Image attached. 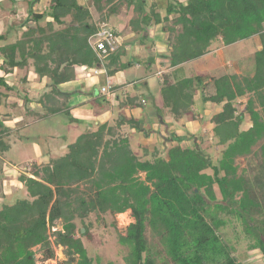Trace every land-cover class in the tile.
I'll return each instance as SVG.
<instances>
[{"label": "trees", "instance_id": "1", "mask_svg": "<svg viewBox=\"0 0 264 264\" xmlns=\"http://www.w3.org/2000/svg\"><path fill=\"white\" fill-rule=\"evenodd\" d=\"M33 1L28 2V14L35 28L23 27L13 42L0 34V42L6 41L0 45V100L5 96L2 89L11 90L6 75L23 72L24 82L32 69L40 80L47 79V92L37 103L49 113L67 114L68 94L57 87L76 80L82 68L100 64L88 39L102 24L78 0H49L47 8L37 12ZM120 1L138 12V19L130 24L141 41L152 24L163 23L164 28L166 22L173 23L165 26L173 70L160 86L162 107L153 106V111L159 118L171 119L173 127L164 123L165 133L175 145L166 157L156 148L137 154L120 127L130 122L138 129L140 123L121 115L111 125L82 133L66 154L48 164H27L24 171L32 177H18L27 197L0 204V264H36V247L44 260L53 259L51 234L55 245L63 248L65 264H94L75 237L76 221L91 239L93 224L86 219L93 212L128 210L134 222L119 237L129 248L125 264H240L218 233L233 221L242 227L249 251H260L264 257V223L259 227L254 216L264 215V0H168L163 19L156 0L148 13L147 0H92L98 22L116 14ZM41 21L46 25L40 26ZM53 24L63 27L55 29ZM175 26L181 27L180 32L175 33ZM252 37H257L260 47L254 53L252 76L227 70L213 75L191 67L210 54L215 43L230 46ZM119 51L118 47L102 60L112 66ZM107 69L110 72L109 65ZM245 98L240 111V100ZM210 103L217 109L202 120L201 127L212 135L204 146L207 133L186 132V119L188 115L201 119ZM130 106L144 107L134 99ZM245 115L249 127L243 130ZM186 142L190 145H180ZM240 159L247 160L246 168H240ZM82 184L85 191L80 190ZM59 221L61 230L50 233ZM96 222L100 224L98 217ZM148 228L162 250L147 239ZM78 232L82 234L81 228Z\"/></svg>", "mask_w": 264, "mask_h": 264}, {"label": "crops", "instance_id": "2", "mask_svg": "<svg viewBox=\"0 0 264 264\" xmlns=\"http://www.w3.org/2000/svg\"><path fill=\"white\" fill-rule=\"evenodd\" d=\"M19 1L20 0H12L13 7L10 11V15H8V11H5L4 9L1 10L0 8V34L7 36V42H13L21 29L27 26L25 21L20 24V26H18L19 24L14 23V21L18 22L20 19L16 15L17 10L19 11L20 8L17 6ZM84 1L86 0H80L78 2L79 4H83ZM40 3L41 0L33 1L32 6ZM159 4H162L161 1ZM164 6L165 4L159 6V15L161 19L166 15ZM7 15L9 18H7ZM113 16H115V19L118 17L117 13L109 15L107 20L110 26L111 17ZM7 20L8 27L5 25V21ZM116 21H119V17ZM119 22L121 23V21ZM12 24H14L13 27ZM114 24L115 22L113 25ZM115 27H117V25H115ZM115 27L114 31L118 37L119 43L120 41L122 42L119 44L120 56L123 55L122 57L126 59L120 61L119 56L117 61L112 63V66L111 61L106 59L101 60L100 64L94 68H84V71L77 76L76 80L60 84L57 87L58 90L63 94H68V100L65 102V109H67L65 113L67 114L61 112L49 113L41 104L37 103V99H39L43 93L47 92V79L44 78L40 80L32 69H29L24 82L20 80V77L23 76V72L15 71L14 73L5 76L7 84L10 86L11 90L6 91L2 89L1 91L5 96L0 100V191H4L3 194L0 192V204L5 202L11 203L8 200L10 199L9 196H12V191L7 193L5 190H11L13 188L19 190L20 184L18 177L21 174L32 177L29 171L25 172L24 170H17L16 163L7 160V158H17V155H21L20 153L17 154L15 150L13 151L9 145L5 144V142L11 144L14 149H20L22 147L21 138L28 137L26 134L32 132L34 134L30 137L36 138L35 134L36 132L39 133V131L35 129V126L42 128V136L44 139H47V146L46 150L42 152L39 150V144L37 142L30 145L27 144L32 151V157L28 155L30 151L27 150L22 157L27 158L29 162L31 161L30 163L34 162L40 165L48 164L52 159L61 157L67 153L68 138L69 141H72L73 136L76 137L87 131H95L98 126L103 124L111 125L118 117L121 118V115L126 119H133L140 123L138 129L130 122H128L129 124L127 123L125 126H123V124L120 127L121 131L125 130L128 132V137L139 141V145H141L140 147L138 146L141 151L139 154H142V151L144 150H148L149 152L153 151L147 147V144L149 139L156 136L154 133L156 130L154 126L171 123L169 118V121H167L168 119L164 120V118H167L165 116L159 118L158 115H154L153 106L158 108L162 107L160 86L163 82L164 76L169 74L173 69L169 68L168 55H162L159 50L156 51L158 53H152L149 48H154L156 46L159 49L167 44L165 42L168 37H165L164 39V36H166V30L163 28V23L157 25L152 24V27L147 30L148 33L146 39L141 41L140 35L134 33L132 29L130 33L128 32L127 34H124L125 37H123L120 36L119 30ZM6 41H1L0 45H4ZM145 48L147 50L145 53H148V57L145 56L144 51H142ZM168 48L170 50V47ZM124 49L129 52L128 57L125 55ZM214 50L216 52L219 48H215ZM211 56L213 59L217 57L214 52H211ZM135 57L143 59L144 68L139 64L140 59L138 62H133ZM204 60H208V56L193 62L191 64L193 70L201 71L200 69H195V65H200V62ZM212 62L214 63L215 61ZM108 65L110 72H108L109 69H107ZM131 65H135L137 68H142L146 71L155 68L157 72L155 76L152 75V77L145 75L132 79L131 77L133 75L123 70L126 66ZM149 79L151 82H148ZM139 84L140 87L138 88ZM103 88H106L107 91L102 92ZM141 89H143L144 92L141 91ZM147 97H149V100L151 99L150 105H147ZM131 98H136V100L134 99L135 102H141L144 107L131 108ZM208 105V108H212L211 105L215 106V104L212 103ZM208 110L213 112V110ZM57 121L62 123L66 130V134L61 135L58 130L48 133V131L44 129L46 122L56 123ZM186 122L188 125L190 122H194V120L188 115ZM195 123L198 124V122H194L193 124ZM76 127H78L79 130L78 134H74L77 132L72 131L77 130ZM200 129L201 127L196 128L198 133L201 132ZM64 139H66V142H63ZM2 145L4 146L3 148ZM30 163L27 162V164ZM20 166L23 165L20 163Z\"/></svg>", "mask_w": 264, "mask_h": 264}, {"label": "rangeland", "instance_id": "3", "mask_svg": "<svg viewBox=\"0 0 264 264\" xmlns=\"http://www.w3.org/2000/svg\"><path fill=\"white\" fill-rule=\"evenodd\" d=\"M30 0H23V1H19L17 3V6L20 7L19 11L17 10V16L18 18H20L18 20L17 23L19 24L18 26H20V24L24 23L27 24L28 27L30 28H35V23L30 21V16L28 14V9L30 7V5L28 4ZM49 0H41L40 4H34V11H42L44 10V8H47L48 2ZM80 1V0H78ZM148 1V5L145 7V12H149L150 11V4L155 3V0H147ZM161 1L162 4H159V2ZM168 0H156L157 5H163L166 4ZM86 5V7H88V9L90 10V12L93 14L94 20L101 26H103V24L108 23V20H106L105 22H98L99 21V14L95 11L94 6L92 4V0H86L84 1V3ZM29 6V7H28ZM13 7V2L12 0H1L0 1V8L1 10L4 9L5 11H8L10 15V11ZM118 11H117V16L119 17V21H121V23L119 21H116L118 19V17L115 19L113 17H111V26L108 24H106L109 28L114 30L115 25H117V28L120 32V36H124V34H127L128 32L130 33L132 26L130 24V22L132 20H136L138 19L139 15L138 12H134L127 4L126 1H120L118 3ZM6 13V12H5ZM7 14V13H6ZM7 15V18H9ZM174 17V16H172ZM1 18V17H0ZM3 18V17H2ZM3 20V19H2ZM68 21V19L66 20ZM115 22V24L113 25V23ZM5 25L8 27V20L5 21ZM14 24H12L13 27ZM40 26H45V21H41L39 23ZM55 29H60L63 26H58V25H54ZM165 26L167 28H170L173 26L172 21H168L165 23ZM164 26V28H165ZM152 25L149 27L151 28ZM181 27L180 26H175V33L176 32H180ZM14 30V29H12ZM22 30V29H21ZM165 33L166 36L168 37L169 33L167 32V29L165 28ZM14 32V31H13ZM11 33V32H10ZM174 33V34H175ZM20 34V33H19ZM11 42V41H10ZM122 42L118 40L117 37V44L119 47V44H121ZM167 44L164 45V47H160L159 49L155 46L150 47L149 50L152 53H158L156 51H161L160 53H162V55H168L167 57H169V46H168V39H166ZM259 42L257 37H252L248 40H243L240 42H237L235 44H232L230 46H223L221 44H216L214 45V47L212 48L211 52L216 53L217 57H215L213 59V57L211 56V53L208 54V60H204L202 62H200V65L196 64L195 65V69H200L201 71H205V72H209L213 75H217L218 72H220L221 70L228 72H233L239 76L248 74L249 76H252L254 73V68H255V62H254V53L256 51V49L259 50ZM218 49L216 52L214 49ZM142 50V49H140ZM125 51V55H127L129 52ZM144 53L147 51L146 48L144 50ZM143 53V54H144ZM123 56V55H122ZM120 56V61H123L124 57ZM145 56L148 57V53H145ZM123 59V60H122ZM140 59V60H139ZM139 60V64H141V66H144V62L143 59L140 57H135V60L133 62H138ZM212 61H215L214 63ZM138 64V63H137ZM144 68V67H143ZM164 68V67H163ZM84 69V68H82ZM124 71L129 72L130 74H132L133 76L131 77L132 79H136L137 77H142L145 75L151 76L156 74V69L155 68H151L150 70L146 71L145 69H139L137 68L135 65H131V66H126L124 69ZM222 72V71H221ZM148 82H151V80L149 79ZM140 87V84L138 86V88ZM212 88V87H210ZM134 91V90H133ZM141 91L144 92L143 89H141ZM135 94V92H134ZM131 99H135L136 98H131ZM148 100V104L150 105V100L149 97H147ZM241 105L239 106V110L243 111L244 107H243V103H245L246 98L244 100H240ZM212 108H208L211 111L213 110L216 111L217 108H215V106H212ZM210 116V111H206L205 114L202 116V118L200 119L198 116H196L194 122H198L193 124L194 122H190L187 127H186V132L190 133V134H198V135H204V133H207L208 135V141L205 142L204 146L209 145L211 139H212V135L211 133H209L208 131H206L203 127H201V123L202 120L207 121L208 118ZM167 118H164V120L168 119V116H165ZM248 115H245L244 118V123L242 124V129L246 130L249 127V119H248ZM170 119V118H169ZM169 119L167 121H169ZM171 121V119H170ZM128 123V122H127ZM124 124L123 126L127 125ZM129 124V123H128ZM176 126V125H175ZM39 126H35V129L38 132H36L35 137L36 138H32L30 137L32 134V132H30L29 134H26V136L28 135V137H22V143H21V147L19 148H13V146L7 142H5L6 145H9L12 150L15 152H17V154L20 153L21 156L17 155V158L11 157V158H7V160H10L14 163H16V168H18L17 170H24L25 166L27 165V162H29V160L27 158L22 157V155L24 154V152L30 151L28 153V155L30 157H32V151L29 148L30 146H27L37 142L39 144V150L44 152V150H46V146H47V139H44V137L42 136V128H38ZM169 127H173V123L171 121V123L169 124ZM201 127L200 129V133L197 132L196 128ZM154 128L156 129L154 131V133L156 134V136L152 137L151 139L148 140V144L147 147H149L151 150H153V148H156L159 150V152L166 157V152L168 151V149L175 145V143L173 142H169L167 141L168 139V135L165 133L166 132V127L165 125H157L154 126ZM181 128V127H179ZM44 129H46L48 131V133H50L51 131L54 130H58V132L61 135L66 134V130L64 129V126L62 125V123L59 121H57L56 123H51V122H46V126L44 127ZM77 130H72L73 132H77L74 134H78L79 130L78 127H76ZM126 129V128H124ZM177 129V126H176ZM179 130V129H178ZM158 131V132H156ZM182 130H180L178 132L179 135L183 134L181 132ZM122 132L125 134V136H128V132H126L125 130H122ZM159 133V134H158ZM78 136H73L72 141H69L68 138V146L75 143V141L77 140ZM28 138V139H27ZM63 138V137H62ZM130 138V143L131 146L133 148V150L139 154L141 153V151L139 150V147L141 145H139V141L134 140L133 138ZM29 140V142H28ZM63 142H66V139L63 140ZM3 144V143H2ZM146 145V144H145ZM180 145H190L187 142L186 143H181ZM139 146V147H138ZM4 146L2 145V148ZM21 165L23 166H20ZM237 163H239L240 168H246L247 167V160L244 159H240L237 161ZM1 165V164H0ZM14 170V169H11ZM140 177L143 179L144 178V174L140 173ZM253 184V183H252ZM18 185V184H17ZM20 189L17 190L15 188L11 189V190H5V192H9L12 191V196H9L10 199L8 200L9 202L13 203L15 202V200L17 199H21V198H26L27 194H26V189L24 188L23 184H20ZM253 186V185H251ZM85 186L82 184L80 186V190L85 191ZM10 189V188H9ZM254 188L251 189L252 193V197L254 199V201L256 203L257 200L255 199V195H254ZM1 194H3V190L0 191ZM10 195V194H9ZM94 195V193L92 194ZM1 203V202H0ZM260 207L258 206L257 210H259ZM127 215L126 218H124L123 220L118 218V214H114L111 212H106L105 214H101V213H94L91 214L88 219H86L88 222H91L93 224V229L91 231V239H88L84 233L85 231L82 233V225L81 223H79V220L76 221V225L77 228L80 229L81 228V233L79 234L78 229L75 232V237L79 238L83 244V246L85 247V249L88 252L89 257L94 261V264H107V263H113V264H125L124 258L127 257L128 253H129V248L127 246H124L120 243L119 241V237H123L126 234V229L127 227L134 222V218L133 215L131 213L130 210L126 211ZM256 222L258 224L259 227H261L262 223H264V215L260 214V213H255L254 214ZM100 219V224H98L96 222V218ZM233 218H230V220H232ZM233 224H228L227 226H225L224 228H222L218 233L221 236L222 240L225 242V244H227L229 247L233 248V252H232V256L235 257V259L240 263V264H264V257L261 254L260 251H249L248 248V243L246 242V240L243 238V234H242V227L240 225H238V223H236L235 221H233ZM62 227V223L59 221L57 224V228H52L51 232H54L55 230H61ZM147 239L152 242H155L156 244V248L158 250H162V247L158 244L157 239L156 238H152L151 234H150V230L149 228L147 229V233H146ZM50 241H51V245L52 248L54 249V258L50 259V260H44V255H43V251H41V249L39 247H36L33 249V251L35 252V258H36V264H65V262L67 261V257L64 254L63 248L62 247H58L55 245L54 242V236L51 234L50 235ZM161 257H165L164 254L161 255ZM158 264H163L160 261H157Z\"/></svg>", "mask_w": 264, "mask_h": 264}, {"label": "built area", "instance_id": "4", "mask_svg": "<svg viewBox=\"0 0 264 264\" xmlns=\"http://www.w3.org/2000/svg\"><path fill=\"white\" fill-rule=\"evenodd\" d=\"M88 44L97 58L101 61L108 53L114 52L118 48L117 36L113 29L103 24L100 30L88 39ZM107 89L103 88L102 92Z\"/></svg>", "mask_w": 264, "mask_h": 264}, {"label": "bare ground", "instance_id": "5", "mask_svg": "<svg viewBox=\"0 0 264 264\" xmlns=\"http://www.w3.org/2000/svg\"><path fill=\"white\" fill-rule=\"evenodd\" d=\"M127 212H124V213H121V214H118L117 216H118V218H120V219H124V218H126V214Z\"/></svg>", "mask_w": 264, "mask_h": 264}, {"label": "water", "instance_id": "6", "mask_svg": "<svg viewBox=\"0 0 264 264\" xmlns=\"http://www.w3.org/2000/svg\"><path fill=\"white\" fill-rule=\"evenodd\" d=\"M84 232V229H82V233Z\"/></svg>", "mask_w": 264, "mask_h": 264}]
</instances>
